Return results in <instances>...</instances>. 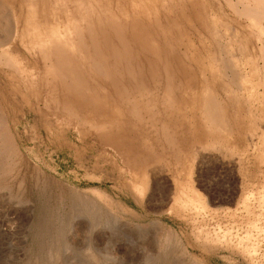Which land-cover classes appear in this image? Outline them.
<instances>
[{
    "label": "rangeland",
    "instance_id": "rangeland-1",
    "mask_svg": "<svg viewBox=\"0 0 264 264\" xmlns=\"http://www.w3.org/2000/svg\"><path fill=\"white\" fill-rule=\"evenodd\" d=\"M79 1L1 0L18 32L0 53L29 84L0 64V120L18 150L0 180V264H264V19L227 0H81L85 16ZM74 23L113 74L61 64L86 95L28 43L53 31L77 42ZM207 92L224 123L206 118ZM182 196L199 200L181 209Z\"/></svg>",
    "mask_w": 264,
    "mask_h": 264
},
{
    "label": "bare ground",
    "instance_id": "bare-ground-1",
    "mask_svg": "<svg viewBox=\"0 0 264 264\" xmlns=\"http://www.w3.org/2000/svg\"><path fill=\"white\" fill-rule=\"evenodd\" d=\"M3 1V0H2ZM5 1V0H4ZM81 1V0H80ZM78 4L80 5H77V10L80 9V14L82 16H85V14L88 13V11H90L89 9L91 8V6L93 5V3L91 2L92 5H90V2L87 3L89 4L90 6H86L87 4L84 3V7L83 9L82 8V5L83 3L80 2ZM93 1V0H92ZM231 3V5H233L234 3V10L235 11H238V14H242L244 16H247L250 20L252 19L253 21L255 20H259L261 21V19L263 18L264 19V0H258V2L260 3V7H255L253 5H250V4H242V7L240 9H238L237 7V3H236V0L235 2H233L234 0H227ZM31 2V1H30ZM36 2V1H35ZM78 2V0H77ZM84 2V1H83ZM237 2H242L241 0H237ZM247 2V1H246ZM249 2V1H248ZM250 3V2H249ZM253 3V2H252ZM32 6H31V14L34 13V9H33V6H34V3L32 2L31 3ZM58 4V3H57ZM65 4V3H64ZM77 4V3H76ZM75 4V5H76ZM82 4V5H81ZM240 4V3H239ZM254 4V3H253ZM60 5V4H59ZM67 6V5H66ZM79 6V7H78ZM97 6V5H96ZM88 7H90L88 9ZM95 8V6H94ZM237 8V10H236ZM9 7H6V5H4L1 0H0V31H2V33H0V48L2 47H7V46H10L13 41H14V36L16 34V32H18V22L15 23L14 22V19L12 20V17L10 15V10H8ZM100 9V8H99ZM96 12V10H94ZM59 12V11H58ZM67 12V11H65ZM69 12V10H68ZM78 12V11H77ZM75 11V13H77ZM101 12V11H100ZM60 13V12H59ZM37 14V13H36ZM68 14V13H67ZM97 14V12H96ZM70 15V14H69ZM67 15V16H69ZM73 16V14H72ZM70 17V16H69ZM77 17V16H76ZM75 17V18H76ZM37 18V16H36ZM74 18V17H72ZM74 18V22H76V19ZM262 19V20H263ZM117 21V20H116ZM259 21H255L254 25H258V27H261V23H259ZM15 23V24H14ZM77 23V22H76ZM75 24V23H74ZM81 24V23H80ZM90 25V24H89ZM92 25H90L88 28H90ZM93 27V26H92ZM72 28V27H70ZM68 28L69 30H71V33L72 32H76V34H78V37H76V40L77 42H75L73 40V37L72 35L69 33L68 31V34H66L65 36H60V32L59 31H53L51 33H49L51 35L50 39L49 40H45L43 38L40 37L37 38V39H33V38H30L28 39V43L30 45H33L34 48L38 49L40 52H42L43 54V58L48 62V67H49V71L50 73L53 75V79H58V80H62V84H63V87H66L68 92L72 91L73 92H82L81 95L85 94L86 92H88L90 90L89 88V83L86 82L84 80V77H81V74H77L75 73L74 71L76 70H72V69H75V68H72L69 67L68 70L66 71V66H65V69H61L60 65L61 64H69L73 61V63H75L74 65H77V64H83L85 65V67L83 66V68H87L89 70H92L93 69L97 72L100 73V75H104V76H109L111 75L107 69V67L104 65L103 63V59L102 57L99 55V51L97 49L98 45L97 43H95L96 41H92V45H93V49L91 48V52H89L87 50V44L85 43L86 41L82 38L83 34L81 33V29H79V25L75 24L74 25V28L70 29ZM92 29V28H90ZM264 29V27H263ZM51 30V29H50ZM103 30V29H102ZM78 31V33H77ZM91 31V30H90ZM260 31H263L262 29ZM264 32V31H263ZM262 32V33H263ZM22 35H21V40L23 43H26L25 42V29H23V31L21 32ZM47 33V32H46ZM62 33V31H61ZM91 33V32H90ZM29 34H33L32 32L29 33L28 31V35ZM73 34V33H72ZM145 34V33H144ZM264 34V33H263ZM34 35V34H33ZM82 35V36H81ZM93 34H91L90 36H92ZM79 36H81L82 38H80ZM43 37V36H42ZM89 38V37H88ZM86 39V38H85ZM94 39V38H92ZM97 46V47H96ZM227 47L229 45H226ZM241 46V45H240ZM85 48V49H83ZM241 48V47H240ZM94 49H95V52H94ZM240 50H244L245 51V48L243 47V49H239ZM98 51V52H96ZM244 51H240L242 52V54H244ZM239 52V54H240ZM119 53V52H118ZM264 54V53H263ZM120 55V54H119ZM264 56V55H263ZM80 57V58H79ZM264 58V57H263ZM56 60V61H54ZM76 61V62H75ZM81 61H83L84 63H81ZM57 63V64H55ZM224 63V62H223ZM227 64H223L224 65V69L225 68H228L229 69V65H233L232 67H238L239 66V61L238 60H230L229 62H226ZM0 64L1 65H5V66H9V68L11 67L12 69H14V71L17 73V75H19L20 78H22V80H25L26 81V84H29V80H27L28 78V74L27 72H25V70L22 68V66L18 63V61L16 60V58L8 51V50H3L1 51L0 53ZM61 65V66H63ZM47 67V68H48ZM82 67V66H81ZM72 68V69H70ZM77 68V67H76ZM82 68V69H83ZM239 68V67H238ZM81 69V68H80ZM252 69V68H251ZM79 70V69H77ZM226 70V69H225ZM237 70L239 69H236V73H237ZM254 71V70H252ZM77 72V71H76ZM79 72V71H78ZM239 72V71H238ZM247 73V72H246ZM244 74L242 72L238 73V75L236 76L235 75V79L237 80V84L239 85V87L243 88V89H246V91H248V95L249 97L253 96V93H252V90L247 86L248 83L250 82V79H248V74ZM257 72H255L256 74ZM27 74V75H26ZM92 76V75H91ZM113 76V74H112ZM250 76V75H249ZM253 76H254V73H253ZM264 76V74H263ZM110 77V76H109ZM116 77V76H115ZM255 77V76H254ZM93 78V77H92ZM117 78V77H116ZM88 79V77H87ZM115 79V78H114ZM113 79V81H114ZM89 80V79H88ZM117 80V79H115ZM57 81V80H56ZM91 81V80H89ZM111 81V83L113 82ZM115 83V82H114ZM51 84V82H50ZM250 84V83H249ZM259 84V83H258ZM61 85V84H60ZM49 86V85H48ZM94 86V85H93ZM65 89V88H64ZM85 90V91H84ZM120 91V90H119ZM254 91V89H253ZM91 92V90H90ZM94 92V91H92ZM89 93V92H88ZM208 93V92H207ZM206 93V96H205V100L203 101L204 102V113L206 114V118L211 122V123H215V124H222L225 122L224 118V114L222 113L223 112V108L221 106V104H219L217 101H216V98L214 96H212L211 94L208 93L207 95ZM87 94V93H86ZM85 94V95H86ZM131 96V95H130ZM234 96V95H233ZM90 97V96H89ZM236 99L239 100V98L241 97H238V94L237 96L235 95L234 96ZM85 98V97H84ZM88 98V97H87ZM124 99V98H123ZM241 99V98H240ZM132 101V99H131ZM88 102V101H86ZM238 102V101H237ZM247 102V101H246ZM171 103V101H170ZM57 104V102H56ZM107 104V103H106ZM130 104V103H129ZM59 105V104H57ZM66 105V104H65ZM68 105V104H67ZM64 106L65 109L67 108V110H72V109H68L70 106ZM171 105V104H170ZM60 106V105H59ZM61 107V106H60ZM62 108V107H61ZM222 108V109H221ZM239 108V107H238ZM63 109V108H62ZM138 109V107L136 108ZM1 110V108H0ZM73 111V110H72ZM71 111V112H72ZM75 111V110H74ZM136 111V110H135ZM75 115V114H74ZM5 117V116H3ZM85 121V119H83ZM217 122V123H216ZM103 124V123H102ZM9 124H7V121L6 119L4 120H0V180H4L5 176H7L8 172H12V169L13 167L15 166V159H14V156L16 155L17 156V146H16V143L12 137V134L10 132L11 129H9ZM173 141V140H172ZM172 141H170V143H172ZM20 158V157H19ZM14 159V161H13ZM7 163V164H6ZM18 163V162H17ZM10 172V173H11ZM180 195V194H179ZM188 195V194H187ZM190 196L192 194H189ZM189 196V197H190ZM188 197V198H189ZM186 198V197H185ZM195 196L193 197H190L189 199H184L183 196L182 197H178L176 199V202L178 204V206L182 209H185L191 205H193V203L195 204V202L197 201ZM199 200V199H198ZM198 204V203H196ZM201 205H199L200 207ZM196 207H198L196 205ZM178 208V207H177ZM166 234V233H165ZM214 239V238H213ZM217 239V237H216ZM169 242V241H168ZM209 242V241H208ZM207 244V243H206ZM173 245V244H172ZM176 245V244H174ZM173 245V246H174ZM177 247V246H176ZM171 248V247H170ZM170 250H173V249H170ZM163 252V251H162ZM168 252V251H167ZM175 253V252H174ZM173 255L172 252L171 253H168L167 255ZM176 256V255H175ZM170 257V256H169ZM168 257V258H169ZM178 257V256H177ZM167 258L166 260V264H172L170 262V260L172 261V258L169 260ZM189 258V256H188ZM166 259V258H165ZM177 259V258H176ZM197 260V259H196ZM196 260L194 263H196ZM191 262V261H190ZM200 262V261H199ZM193 263V264H194ZM202 262L198 263V264H201ZM190 264V263H189ZM203 264V263H202Z\"/></svg>",
    "mask_w": 264,
    "mask_h": 264
}]
</instances>
